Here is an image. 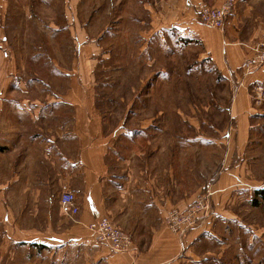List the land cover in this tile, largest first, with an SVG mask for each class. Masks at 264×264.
<instances>
[{
    "label": "crops",
    "instance_id": "obj_1",
    "mask_svg": "<svg viewBox=\"0 0 264 264\" xmlns=\"http://www.w3.org/2000/svg\"><path fill=\"white\" fill-rule=\"evenodd\" d=\"M225 1L168 0L185 24L181 32L200 41L228 88L234 143L227 157L226 142H216L222 158L212 171L209 162L200 170L194 162V144L210 148L209 142H166L155 124L110 126L112 114L102 115L94 93H1L0 191L10 193L3 220L27 223L26 234H11L14 243L66 261L70 251L74 264H206L217 263L213 256L239 262L244 253L258 255L260 221L256 214L243 221L242 208L264 197V183L258 184L264 181V101L255 96L264 87V66L247 71L242 65L264 41V0H235L223 30L200 23L201 5ZM203 182L220 191L215 216L179 239L164 225L167 213L203 194ZM65 192L77 197L76 221L61 212ZM100 217L133 235L131 253L97 242L87 226ZM231 231L233 240H223Z\"/></svg>",
    "mask_w": 264,
    "mask_h": 264
},
{
    "label": "rangeland",
    "instance_id": "obj_2",
    "mask_svg": "<svg viewBox=\"0 0 264 264\" xmlns=\"http://www.w3.org/2000/svg\"><path fill=\"white\" fill-rule=\"evenodd\" d=\"M168 4V0H0V95L94 93L99 96L97 107L102 115L112 114L110 126L155 124L163 128V141L209 142L210 148L194 144V162L198 170L202 161L209 162L212 171L222 158L216 142H226L227 157L234 143L228 88L203 53L200 41L181 32L185 24L178 21L177 9ZM122 98L129 99L128 104ZM5 157L9 158V153ZM203 183L205 192L199 197L214 193L210 197L212 211L203 221L207 222L215 216L214 199L220 191L212 182ZM9 194V190L0 191V264H74L75 254L70 251L65 253L66 261L61 255L14 243L11 234H26L27 223L3 220L9 216ZM193 202L167 213L164 225L170 232L166 224L169 214L185 210ZM256 202L258 205L250 202L252 210L242 208V215L243 221L253 214L260 221L258 255L244 253L239 262L226 257L219 261L213 256L217 263L206 264H264V197ZM64 216L71 221L77 218ZM100 219H108L131 236L134 246L131 233L108 217L93 222ZM223 240L231 242L232 231ZM86 264L100 262L88 260Z\"/></svg>",
    "mask_w": 264,
    "mask_h": 264
},
{
    "label": "built area",
    "instance_id": "obj_3",
    "mask_svg": "<svg viewBox=\"0 0 264 264\" xmlns=\"http://www.w3.org/2000/svg\"><path fill=\"white\" fill-rule=\"evenodd\" d=\"M235 0H227L220 8H210L201 5L198 8L199 21L207 27L224 29L226 22L232 12ZM264 66V42L255 49V57L248 60L243 68L247 71ZM255 96L259 101H264V87L255 88ZM210 191V190H209ZM214 193L199 197L185 210L174 211L166 219L167 227L184 239L188 233L199 227L210 215L212 208L210 197ZM60 208L64 215L74 218L80 213L77 197L71 192H65L60 197ZM89 231L101 245L109 247L115 253H131L134 249L131 236H128L115 227L108 219H100L91 223Z\"/></svg>",
    "mask_w": 264,
    "mask_h": 264
},
{
    "label": "trees",
    "instance_id": "obj_4",
    "mask_svg": "<svg viewBox=\"0 0 264 264\" xmlns=\"http://www.w3.org/2000/svg\"><path fill=\"white\" fill-rule=\"evenodd\" d=\"M261 190H263V189H261ZM259 191H257V193H258ZM254 203H256V202H254Z\"/></svg>",
    "mask_w": 264,
    "mask_h": 264
}]
</instances>
